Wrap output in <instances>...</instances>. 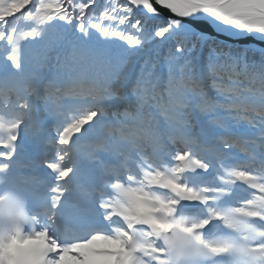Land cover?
<instances>
[{
  "label": "snow or ice",
  "instance_id": "1",
  "mask_svg": "<svg viewBox=\"0 0 264 264\" xmlns=\"http://www.w3.org/2000/svg\"><path fill=\"white\" fill-rule=\"evenodd\" d=\"M14 6L0 264H264V0Z\"/></svg>",
  "mask_w": 264,
  "mask_h": 264
},
{
  "label": "trees",
  "instance_id": "2",
  "mask_svg": "<svg viewBox=\"0 0 264 264\" xmlns=\"http://www.w3.org/2000/svg\"><path fill=\"white\" fill-rule=\"evenodd\" d=\"M15 10H16V8H15V6H14L12 9L7 10V13H5V12H0V18H2V16H3L4 14H10L12 11H15ZM44 55H45L44 49H43L42 47H40V46H37V47L35 48V50L33 51V56H34V58H35V57L39 58V57H42V56H44Z\"/></svg>",
  "mask_w": 264,
  "mask_h": 264
},
{
  "label": "clouds",
  "instance_id": "3",
  "mask_svg": "<svg viewBox=\"0 0 264 264\" xmlns=\"http://www.w3.org/2000/svg\"><path fill=\"white\" fill-rule=\"evenodd\" d=\"M25 214V216H28V214L25 212L24 213ZM32 225H31V221H30V219H28L22 226H21V229L22 230H24V229H27V228H29V227H31Z\"/></svg>",
  "mask_w": 264,
  "mask_h": 264
}]
</instances>
